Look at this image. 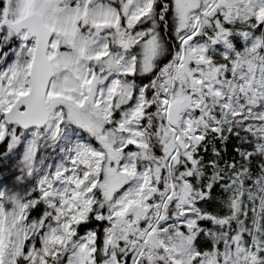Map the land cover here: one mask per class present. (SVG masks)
Segmentation results:
<instances>
[{
    "label": "snow or ice",
    "instance_id": "snow-or-ice-1",
    "mask_svg": "<svg viewBox=\"0 0 264 264\" xmlns=\"http://www.w3.org/2000/svg\"><path fill=\"white\" fill-rule=\"evenodd\" d=\"M0 264H264V0H0Z\"/></svg>",
    "mask_w": 264,
    "mask_h": 264
}]
</instances>
